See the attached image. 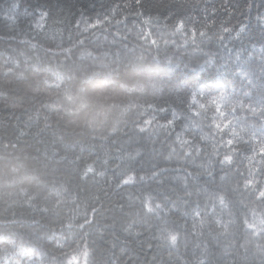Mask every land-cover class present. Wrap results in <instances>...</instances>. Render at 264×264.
Masks as SVG:
<instances>
[{
	"label": "trees",
	"instance_id": "16d2710c",
	"mask_svg": "<svg viewBox=\"0 0 264 264\" xmlns=\"http://www.w3.org/2000/svg\"><path fill=\"white\" fill-rule=\"evenodd\" d=\"M13 2L0 0V264H67L85 246L92 264H264V204L244 187L264 181V117L249 110L264 102V0ZM121 173L137 179L118 186Z\"/></svg>",
	"mask_w": 264,
	"mask_h": 264
},
{
	"label": "snow or ice",
	"instance_id": "6c2138e0",
	"mask_svg": "<svg viewBox=\"0 0 264 264\" xmlns=\"http://www.w3.org/2000/svg\"><path fill=\"white\" fill-rule=\"evenodd\" d=\"M141 2V0H136V4L139 5ZM20 5H19V0H15V2L12 3L11 5V10L15 11L17 9H19ZM48 15L47 12H42L41 13V20H43L44 18H46ZM147 22V21H146ZM102 23L101 20L97 19L96 24H100ZM40 26V25H38ZM89 27H95V25H89ZM181 27H183L182 23H181ZM225 31H227V29H225ZM195 35V33H194ZM200 36H204L205 33L203 31H201L199 33ZM153 43H155V41H153ZM209 63H211V61H209ZM244 78L247 80L248 84L252 85L253 88L256 87V85L253 83V80L250 79L248 77L247 74H244ZM198 94H202V90H200V92H192L191 94V99L192 102L195 103L196 102V96ZM246 95H250V92ZM226 96V93L224 91H220L218 96H214L212 98V100H215L217 97H224ZM189 108H191V105H189ZM200 108L202 109L203 107L200 106ZM249 110L253 113L258 112L259 115L261 117H264V102L259 104V107H253L252 105H249ZM199 113H197L198 115ZM175 118V116H174ZM169 124H172L173 121H169ZM217 128L220 127V125H216ZM141 131H144L143 128L140 129ZM234 137V136H233ZM251 141H253L256 145V148L259 149V156H260V160L264 161V135L260 136L259 139H257V137L255 136V134H253V138L251 139ZM227 145L229 146L230 152L233 151V149H231V146L234 143L233 139H229L227 140ZM253 151L255 152V148L253 149ZM229 153H225L223 155V159L220 161V163L222 165H229L232 163L233 157L232 155ZM197 154H199V150H197ZM213 155H216V150L215 147L213 148ZM79 157H77L78 159ZM250 160L255 159V156L249 157ZM106 163V161H105ZM94 171L93 165L92 164H88L85 172H84V176H87L88 173H92ZM98 175L100 176H104L105 173L103 171L99 172ZM158 175V172L153 170L151 172V176L152 177H156ZM209 175H211V173H209ZM135 179H137V177L134 174H128V173H121L120 174V179L118 181V186L119 185H128L131 182H133ZM139 180L143 181L145 179V176L141 175L138 177ZM221 180L224 179V177L222 176L220 178ZM260 183H264V181H257L255 179V177L253 175H251L248 178L245 179L244 181V187L246 190L250 191L251 193H253L256 196V199L259 200L261 202V204H264V188H258L257 185ZM153 197L151 195L145 196L144 200H143V207L146 209V211L148 213H156L158 210L162 209V205L160 203H152ZM220 203L223 204L224 202V196H220L219 197ZM213 211H215V207H213ZM97 212L96 208L92 209V214L95 215V213ZM193 214L194 217L196 219H198L200 222H202L203 218L201 216V212L199 210V203H197V207L195 209H193ZM93 221L89 220L87 217L85 218V221L79 226L81 229L85 228L86 225L91 224ZM217 223H220L219 220H217ZM193 227H195V223L193 225ZM101 235H103V233L101 232ZM178 233H169L168 236L166 237V240L168 242H170L171 244L175 245L177 243L178 240ZM81 257L83 258V264H92L91 260H90V252L87 246H85L83 248V250H79L78 252H76L75 254H73L68 260H67V264H81Z\"/></svg>",
	"mask_w": 264,
	"mask_h": 264
},
{
	"label": "clouds",
	"instance_id": "9594fccd",
	"mask_svg": "<svg viewBox=\"0 0 264 264\" xmlns=\"http://www.w3.org/2000/svg\"><path fill=\"white\" fill-rule=\"evenodd\" d=\"M109 131H110V134H113V133H115L117 131V128L113 127Z\"/></svg>",
	"mask_w": 264,
	"mask_h": 264
}]
</instances>
